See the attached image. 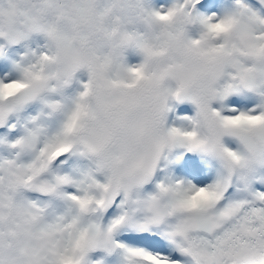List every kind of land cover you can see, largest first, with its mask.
Segmentation results:
<instances>
[{
  "label": "snow or ice",
  "instance_id": "6c2138e0",
  "mask_svg": "<svg viewBox=\"0 0 264 264\" xmlns=\"http://www.w3.org/2000/svg\"><path fill=\"white\" fill-rule=\"evenodd\" d=\"M34 34L0 60V264H264V0H0V54Z\"/></svg>",
  "mask_w": 264,
  "mask_h": 264
},
{
  "label": "rangeland",
  "instance_id": "374dc122",
  "mask_svg": "<svg viewBox=\"0 0 264 264\" xmlns=\"http://www.w3.org/2000/svg\"><path fill=\"white\" fill-rule=\"evenodd\" d=\"M2 42H3V40H0V45H2ZM24 43V45H26V46H24V47H27V50L26 51H21L20 53H17L15 56H14V61L11 63L12 65H15V63L17 62V61H19L20 59H21V57L25 54V53H27L30 49L31 50H36V48L38 47V46H40L41 47V44H43V43H41V44H36V42H34V41H32V40H28V42H26V44H25V42H23ZM8 50V49H7ZM136 51V50H135ZM136 53L140 56V59L142 60V56L136 51ZM126 56H127V53H126ZM1 59V58H0ZM130 59H128V61H129ZM133 63H137L136 61L135 62H133ZM73 81H75V78L73 79ZM187 108H189L188 107V105H184V110H187Z\"/></svg>",
  "mask_w": 264,
  "mask_h": 264
}]
</instances>
